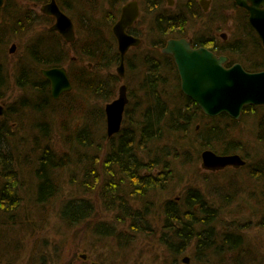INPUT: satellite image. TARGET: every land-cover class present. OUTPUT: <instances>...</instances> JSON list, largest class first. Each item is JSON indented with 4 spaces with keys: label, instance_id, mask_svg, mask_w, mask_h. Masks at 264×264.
I'll return each mask as SVG.
<instances>
[{
    "label": "trees",
    "instance_id": "1",
    "mask_svg": "<svg viewBox=\"0 0 264 264\" xmlns=\"http://www.w3.org/2000/svg\"><path fill=\"white\" fill-rule=\"evenodd\" d=\"M4 9L10 13L11 20H14V24L11 25L16 26L17 32L21 30L20 32L27 33L35 29V27L29 28L30 23L31 26L34 24L31 22L33 17H28L26 14L17 15L21 11L20 7L7 1L3 11ZM188 11L191 16L195 15L191 8ZM102 17L106 22L111 23L115 13L105 14ZM87 19L91 22L94 14H88ZM184 20L183 15H177L175 21H169L171 26L167 33H181L185 29V27L180 28L186 23ZM97 23L83 30L86 39L79 44L76 41L72 45V50L80 60L85 58L88 64L81 68L73 66L68 71V76L78 94L86 96L83 101L95 100V102H104L105 105L116 97L117 87L121 81L114 72V66L119 62V53L111 31H101L100 29L103 28ZM2 31L3 29L0 33L3 36L10 35ZM48 34L52 40L51 47H48L47 43L38 44L37 39L34 38L27 50L29 58L23 60L20 58L19 66L15 68L16 81L26 94H22L15 102V106L10 105L0 115V135L3 137V143L0 142V210L9 214L13 208L23 207L27 210L28 204L35 202L43 204L54 197L56 199L61 187L58 181H53L48 175H52L53 172L58 175L60 170H69L79 174L80 183L77 182L76 185L82 190V195L64 201L57 209V218L69 227L80 226L84 221L94 219L97 211L95 193L98 195L100 192L102 207L115 214L113 218L115 220L112 223L111 220L98 222L100 219H94L97 223L92 228L93 233L98 236L99 241L113 239L119 247H128L130 235L123 234V231L128 228L137 232L147 228L145 224L149 214L144 198L149 192L172 184L183 169L186 171L185 169L194 163L203 148H210L218 153H234L241 150L239 137H234L237 120H233L227 114L206 116L196 103L180 91L173 64L159 53L156 61H147L148 68L142 81V83L146 81V84L141 83L138 86L141 100H135L133 105H126L122 122L126 125L120 133L110 137L107 144L102 146L94 138L97 137L98 125L95 122L99 119L105 120L103 108L100 105V108L89 105L87 110L83 111V107L79 106L76 112L81 114L82 110L83 123L75 133L76 144L73 145L71 153L56 152L48 141H44L37 150L36 146L39 142L33 140L32 148L36 151L22 157L18 150L19 143L15 142L23 123L18 118L20 108L32 113L34 119L29 127L35 129V124L38 125L35 119L41 118L50 111L59 117L60 126H64L67 110L63 107L68 106V112L72 113L77 103H83L81 100H76L73 89L61 95L58 100L50 96L39 68L64 64L69 51L54 35L57 34L56 32ZM57 35L59 37V34ZM84 41L88 43L86 51L81 50ZM231 53L240 57L248 54L250 59H247V71L264 69V58L261 60L259 57L251 58L262 54V48L258 43H247L243 46L238 44ZM33 63L37 64L38 68H34ZM33 69L37 71L33 72ZM130 70L129 68L128 71ZM165 73H171V82ZM0 76L2 81L0 99H4L5 70L2 64H0ZM127 95L129 102L135 98V93L133 94L131 89L127 91ZM259 107L251 109L246 107L244 112ZM92 122L95 126L91 124ZM257 126L264 127V117L258 118ZM83 150H87L90 156L84 163L78 159L82 156L80 151ZM30 164L34 165L35 184L27 189L21 176L23 169L29 168ZM95 165H98L99 169ZM184 185L187 189L180 202L167 200L164 203L162 214L165 215V221L158 243L179 256L183 254L182 249L187 246V241L196 238L195 256L199 264L222 262L228 252L232 253V257L235 253L239 257L245 245L242 241L243 237L233 232H225L215 238L213 224L219 209L211 207L213 199L202 188L192 186L191 183ZM133 202L142 203L137 211ZM12 223L15 224L17 221ZM197 224L202 225L203 228L193 234V227ZM120 226L125 227L119 228ZM205 253L210 258L206 260L199 258V254L205 256ZM237 256L230 259L232 261L230 264H238ZM241 257L243 256L239 258ZM174 262L169 264H175Z\"/></svg>",
    "mask_w": 264,
    "mask_h": 264
},
{
    "label": "rangeland",
    "instance_id": "2",
    "mask_svg": "<svg viewBox=\"0 0 264 264\" xmlns=\"http://www.w3.org/2000/svg\"><path fill=\"white\" fill-rule=\"evenodd\" d=\"M7 1L20 7L21 11L18 10L20 13L17 15L24 16L26 14L28 17H34L31 22L36 21L37 23L32 26L30 23L29 28H36L27 33L20 32L21 30L17 32L16 26H10L11 23L14 24V20L10 18V13H7L5 9L6 12L3 11V23L0 26H3V33H10L9 36H3L0 33V64L3 65L5 70L3 87L5 98L0 99V105L3 109L8 108L12 104L15 106V102L19 100L20 96L26 94L25 90L22 91L19 88L20 86L16 81L15 68L19 66L20 58L22 60L29 58L27 50L34 38L36 39L41 35H49L47 28L49 21L46 19L47 17L41 16V6L47 3V0H5V7ZM92 1L95 3L94 0ZM126 1L128 0H117L115 5H110L107 0H97V7L88 11L80 10L79 7L83 5L80 2L79 7H72L71 9H69L70 5L66 7L75 22L76 43L79 44L86 39L83 32L85 27L83 26L84 14H94V19L88 22L91 24L98 22L97 25L103 28V30L100 29L103 32L111 31L113 23L106 22L102 16L113 14L116 6L118 8ZM199 1L173 0L171 6L165 5L167 10L163 11V16L170 19L169 21H175L177 15H183L187 19L188 26L186 31L189 35L197 32L198 29H200V32L210 29V32H229L231 38L237 31L236 36L239 40L245 37L244 32L236 25L235 17L238 11L230 9L233 6V0H211L208 3L207 12L209 11V13L207 14L203 13ZM157 7L158 10L161 9L160 6ZM192 7L198 8L200 15L191 16L188 10L192 9ZM140 10L137 27L143 40L140 49L133 51L134 53L130 52V55L133 53L142 58L137 60L136 68L128 71L130 73L125 76L124 82L118 85L119 88L120 85L124 84L126 89H131L133 94L135 93V98L131 102H129L128 97L127 106L133 105L135 100H141L138 86L142 83L147 72V60L151 58L152 61H155L159 57V45L151 44L155 37L154 31L161 25L156 20L158 11L147 12L143 4ZM212 18L215 19L214 22H211ZM229 19H231V26L228 25ZM162 24H166L164 20ZM54 35L63 44V47L69 51L64 63L65 65L67 64L68 71L73 66L81 68L88 64L87 59L83 58L82 61L80 60L79 56L72 50L73 47L71 48L62 36ZM12 45L14 46V51L10 53ZM70 56L77 57V60L70 59ZM235 57L241 60L242 64L248 65L247 57ZM33 67L38 68V65L33 63ZM125 70L128 69L125 67ZM36 71L33 69V72ZM165 74L168 75L167 78L171 82V73ZM36 77L38 78V76ZM74 91L76 100L83 101L85 99L86 96H80L77 89L73 86L72 92L74 93ZM89 105L96 108H100V106L104 108V102H95V100L77 103L72 113L68 112V106L63 107V109L67 110L65 112L67 119L64 126H60L59 117L55 113H52V111L46 112L41 118L35 119L44 128L43 133H38L36 129H30L29 124L34 119L32 113L29 110L20 108L18 118L23 123H21L20 131H18L20 135L17 136L15 141L16 144L19 143V153L23 157L25 154L30 153L31 155L32 151H36L32 148L33 140L39 142L36 146L37 150L44 141H48L56 152L71 153L73 145L76 144L75 133L83 123L82 110L81 114H77L76 109L81 106L83 111H86ZM259 117H264V107L244 112L235 123L237 131L234 137H239L242 148L234 153L239 154L245 160L246 163L241 165L244 167L240 166L241 168L238 169L227 168L220 171L206 170L201 167V156L197 157L198 153L195 154L197 158L194 163L185 169L186 171L183 169L172 184L166 188H158L156 191H151L146 195L144 202L147 204V213L149 214L145 224L147 228L137 232L126 228L123 234L128 233L130 235V244L125 248L119 247L113 239L99 241L98 236L93 233L92 228L97 223L94 219H100L98 222L111 220L112 223L115 220H113L115 214L108 212L104 206L102 207L100 192L98 195L95 193L97 211L94 219L84 221L82 225L73 227L61 223L57 218V209L67 199L82 195V190L76 185L77 182L78 184L80 183L79 174L72 173L69 170H60L58 175L56 172H53L50 176L47 174L53 181H58L61 187L60 194L56 199L54 197L43 204L36 202L28 204L27 210H24L23 207H20V209L13 208L9 214H5L0 210V264H93L94 262L100 264H169L173 261H175V264H199L198 258L195 256L196 238H190L187 241V246L182 249L183 254H179V256L158 243V237L165 221V215L162 214L164 203L167 200L180 202L187 189L184 184L189 185V183L192 186L199 187V189L202 188L213 199L211 200V207L219 209L214 224L211 223V225H215L213 226L215 238L220 233L223 234L225 232H233L243 237L242 241L245 245L242 247L240 255L243 257L239 258L240 256L238 257L233 252L235 253L233 257L237 256L238 264H264V127L259 128L257 126ZM95 123H98V125L97 129L95 128L97 137L94 138L103 146L108 143L109 138L112 136L107 137L105 120L101 121L99 119ZM91 124L95 126L93 122ZM124 125L126 124L122 123L119 131L114 135L120 133ZM12 142L14 143V140ZM80 153L82 156L78 158L79 161L87 162L90 158L89 152L83 150ZM33 166V164H30L29 168H24L22 171V182L27 189L35 184ZM95 166L99 169L98 165ZM153 172L156 173V171ZM95 196L93 195V197ZM134 204H136V211L139 205H142V203ZM23 217L28 219L24 220ZM20 220L22 222H19ZM13 221H17V223L14 224L12 223ZM104 225L107 226V224ZM122 227L125 226H120L119 228ZM202 228L203 226L200 224L195 225L193 234H196ZM167 237L171 238L168 235ZM215 238H213V241ZM206 253L205 256L199 254V258L204 260L210 258ZM231 255L232 253L228 252L226 258L222 262L218 261L217 264H230L232 262L230 259L233 258ZM184 257L189 258L188 263L183 262L182 259Z\"/></svg>",
    "mask_w": 264,
    "mask_h": 264
},
{
    "label": "water",
    "instance_id": "3",
    "mask_svg": "<svg viewBox=\"0 0 264 264\" xmlns=\"http://www.w3.org/2000/svg\"><path fill=\"white\" fill-rule=\"evenodd\" d=\"M168 1L170 4L171 0ZM249 1L250 5L246 4L245 0H238V4L249 10L250 23L259 33L264 46V0ZM1 2L2 0H0V6ZM133 6L135 2H129L123 6L121 18L112 28L120 52L117 71L121 77H123L125 52L139 41L125 32V27L137 16L136 6L131 12ZM41 11L55 16L56 22L51 26V30L59 31L67 41L75 38L71 19L59 10L54 0L42 7ZM13 50L14 47L10 49L11 52ZM162 51L173 56L182 92L196 103L205 115L227 114L237 119L244 107L264 104V70L248 72L238 63L230 68H224L222 63L225 57H216L205 48H192L191 42L186 39H171ZM42 73L50 82V92L54 99L72 89L64 67L46 69ZM125 90V85H121L117 98L104 106L107 137L113 136L120 129L127 103ZM244 164L245 161L237 153L216 154L212 150H205L201 154V167L206 170H219L229 166L237 168ZM182 260L184 263L189 262L188 257Z\"/></svg>",
    "mask_w": 264,
    "mask_h": 264
},
{
    "label": "flooded vegetation",
    "instance_id": "4",
    "mask_svg": "<svg viewBox=\"0 0 264 264\" xmlns=\"http://www.w3.org/2000/svg\"><path fill=\"white\" fill-rule=\"evenodd\" d=\"M47 1L48 2L45 3V4H43V6H41V8L44 7V6H46L48 3L51 2V0H47ZM54 1L56 3L57 7L59 8V10L61 12H63L65 15H67L71 19V21L73 23L74 35H75V22L73 21V17L71 15V13H70L71 16L69 15V12H68V10H66V7H68L69 5H70L69 6V9H71L72 7H79V2L80 3H83V5H81L82 7H79L80 10H82V11H88L90 9H95L97 7V0H94L95 3L92 0H78V1H74V0H61V1L54 0ZM116 1L117 0H112L111 2H108V3L110 5H115ZM129 2H135V6L137 8V16L132 20V22L130 24H128L125 27V32L128 35L132 36L133 38L138 39L139 41H138V43L136 45H131L127 49V51L125 52V55H124V58H123L124 59L123 60V77H121L120 74H119V72L117 71V68H118L119 63H120V52H119V49H118L117 40H116V38H115V36H114V34L112 32L113 37H114L115 42H116V46H117V49H118V53H119V62L115 65L117 67L114 66V72L121 79L120 83L121 82H124L125 76L127 75V73H130V72H128L129 68L132 70V69H134V68L137 67V60L140 57L137 54H133L134 53L133 51H137L138 49H140V46H141V43H142V40H143L140 37V34L138 32L139 31L138 30L139 28L137 27V24H138V21H139V15L141 13L140 8H141V5L142 4L144 5V8H145V10L147 12L148 11H150V12H154V11L157 12L158 11L156 20L158 22H160L161 25L158 27L157 30L154 31V33H155L154 34L155 35L154 41L152 43L151 42L150 43L151 44H156V46L159 45V53L161 55L165 56L166 60L169 61V62H171L173 64V66L175 68V71L177 73V79H178L179 89H180L181 92H182V90H181V86H180V77H179L178 70H177V66L175 64V61L173 59V56L171 54L164 53L162 51V49L166 46L167 42L169 40H171V39H186L187 41H190L191 42V47L192 48H195V49H197V48H205L208 51L212 52L216 57H221V56L225 57L226 59L222 63V66L224 68H230L232 65L238 63V64H240L242 66V68L244 70H246V66L247 65L246 64H242L241 60H239V59H237L235 57V56L238 57L240 55L232 54L231 53V50H233L234 47L237 46L238 44H240V45L243 46V44L247 45V43L248 44H252V43H255L256 44V43H258L260 45V47L262 48V54L261 55H254L251 58H255V57L258 58L259 57V60H261V59L264 58L263 41H262L259 33L257 32V30L250 23V20H249V18H250L249 10L245 6L238 4V0H233V6L230 9L231 10L236 9L238 11L237 16L235 17V21L237 22L236 25H237V27L240 30H242V32H244V36H245L241 40H239V38L236 36V34H237V31L236 30H235L236 32H235V34L233 35L232 38H231L229 32L228 33H219V32H214V31L210 32V29H208L207 31H202V32H200V29H198L197 32L193 33L192 35H189V33L186 31V27L188 26L187 19L184 20V22H186V23L180 27V28L185 27V29H183L181 33H179V34H177V33L174 34V33H169V32L167 33V30L169 29V26H171V25H169L168 18H165L163 16V11H166L167 10L166 7H165V5L166 6H171L172 5L173 0L170 1V4H169V1L168 0H141V1H139V0H128L125 3L122 2L123 4L120 7L117 8V6H116V10L114 12L115 13V17H114V19L112 21L113 25H112L111 28H113L114 24L117 21L120 20V18L122 16V13H123V6L126 5ZM199 2H200V6H201V9H202L203 13L204 14L209 13V11L207 12V7H209L208 3H210L211 0H200ZM245 3L248 4V5H250L251 2L249 0H245ZM4 4H5V0H2L1 7H0V25H2V23H3V8H4ZM135 6H133V9L132 10H131V8L129 10H131V12H133L135 10ZM157 6H160L161 9L158 10V7ZM260 7L262 8V6H260ZM231 10H229V12H231ZM192 12H195V15H200V11L196 7H192ZM88 14H92V13H86V14L83 15L84 16V20H83L84 21V25L83 24L82 25L85 26L84 29L91 26V23L88 22V19H87V15ZM41 16L42 17H47L46 19L49 21V24H47L48 33H50V32H56L57 34H59L60 36H62V34L59 31H57V30H51V26L54 25L55 22H56L55 16H53V15H51L49 13H43V12H42ZM163 20H164V22L166 24L168 22V25L167 26H166V24H162ZM214 21H215V19L212 18L211 19V22H214ZM230 22H231V19L228 20V25L229 26H231V23ZM34 23H37V22L34 21ZM95 26L97 27V25H95ZM1 29H3V26L1 27ZM111 31H112V29H111ZM48 36H45V35L38 36L36 38L37 39L36 41L40 45L47 43L46 45L48 47H51L52 40H51L50 36L49 37ZM63 39H64V41L68 42V45H70V47L72 48L73 43L76 42V35H75V38L73 40H71V41H67L64 37H63ZM87 48H88V43H87V41H84L83 44H82V46H81V50L86 51ZM130 52H133V53L130 55ZM247 55L248 54L246 53L244 55V57H247L248 58ZM241 57H242V55H241ZM70 59L77 60V57H74V56L71 57L70 56ZM249 59H250V57H249ZM147 61H152V59L150 58ZM60 67H64L66 69L67 76H68L67 64L66 65L65 64H62V65H59V66H53L52 65V66H48V67H42V68H40V71L42 69L46 70V69H53V68H60ZM125 67L128 70H125ZM260 70H264V69H260ZM260 70H254V71H248V72H257V71H260ZM42 77H43V79L45 81V84L47 85V89L49 91V94L52 97L51 92H50V82L44 76H42ZM68 78H69V76H68ZM143 84H146V81L143 82L142 85ZM122 85H124V84H122ZM120 86H119V88H120ZM60 96L58 98H60ZM57 99H54V100H57ZM188 99H190V98H188ZM256 106L259 107V105H250V106H246V107H249V109H251V108H255ZM262 106H264V104H261V107ZM246 107L243 108L241 114L244 113V110H245ZM103 110H104V108H103ZM2 112H3V110H2ZM104 116H105V123H106L105 111H104ZM123 116H124V114H123ZM240 116H239V118H240ZM230 118H232V117H230ZM239 118H237V119L232 118V119L233 120H239ZM241 167H244V166H241ZM241 167H237L236 168V167H233V166H229V167H226L224 169H227V168H235V169H238V168H241Z\"/></svg>",
    "mask_w": 264,
    "mask_h": 264
},
{
    "label": "bare ground",
    "instance_id": "5",
    "mask_svg": "<svg viewBox=\"0 0 264 264\" xmlns=\"http://www.w3.org/2000/svg\"><path fill=\"white\" fill-rule=\"evenodd\" d=\"M0 7H1V6H0ZM10 26H12V25L10 24ZM10 26H9V27H10ZM12 47H14V46L12 45V46L10 47V49H11ZM13 51H14V50H13ZM13 51H12V52H13ZM9 52L12 53L11 51H9ZM43 70H44V69H42V70L40 71V68H39V73L41 74V77L44 76L43 73H42ZM0 77H1V76H0ZM44 77H45V76H44ZM45 78H46V77H45ZM0 83H2L1 79H0ZM70 83H71V82H70ZM71 86H72V89H73V85H72V83H71ZM1 88H2V84H0V89H1ZM72 89H71V90H72ZM125 91H126L127 103H128V95H127V91H129V90L126 89ZM66 92H68V91H65V92H63V93H61V94L63 95V94L66 93ZM118 92H119V89H118ZM182 93H183V92H182ZM183 94H184V93H183ZM184 95H185V94H184ZM116 96H117V95H116ZM185 96H186V95H185ZM114 99H115V98H114ZM114 99H113V100H114ZM127 103H126V105H127ZM126 105H125V108H126ZM0 106H1V105H0ZM1 107H2V106H1ZM125 108H124V112H123V114L125 113ZM2 110H4L3 107H2ZM2 113H3V112H2ZM0 115H2V114H0ZM206 116H208V115H206ZM209 117H210V116H209ZM35 129L37 130L38 133H41V132L43 133V132H44V128H43L41 125H39V124H38V125L35 124ZM0 142L3 143V137H2L1 135H0ZM205 150H212V149H210V148H203V149L199 152L198 155L201 156L202 152L205 151ZM212 151L215 152L216 154H232V153H233V152H232V153H218V152H216V151H214V150H212ZM238 155H239V154H238ZM239 156H240V155H239ZM240 157H241V156H240ZM241 158H242V157H241ZM242 159H243V158H242ZM243 160H244V159H243ZM244 161H245V160H244ZM225 168H226V167H225ZM223 169H224V168H223ZM223 169H219V170H211V171H220V170H223Z\"/></svg>",
    "mask_w": 264,
    "mask_h": 264
}]
</instances>
